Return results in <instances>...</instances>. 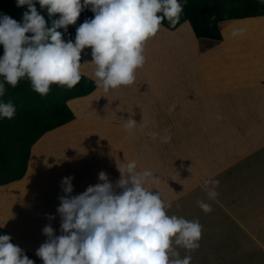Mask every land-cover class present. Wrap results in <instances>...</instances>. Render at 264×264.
Returning <instances> with one entry per match:
<instances>
[{
  "label": "crops",
  "instance_id": "1",
  "mask_svg": "<svg viewBox=\"0 0 264 264\" xmlns=\"http://www.w3.org/2000/svg\"><path fill=\"white\" fill-rule=\"evenodd\" d=\"M258 20L225 23V40L244 27L263 30L264 18ZM221 44L207 52L213 63L207 59L204 64V48L198 47L189 23L175 31L161 26L145 45L146 62L134 84L107 92L97 87L93 94L71 100L68 105L77 120L41 139L27 176L39 162V179H48L51 146L76 133L90 134L85 163L89 168H81L86 170L81 180L93 181L84 191L98 182L101 171L111 181L118 180L117 162L124 154L135 158L158 181L149 187L158 189L170 203L168 214L197 220L202 226L199 248L190 252L177 248L180 258L190 255L191 264H264V253L258 255L250 248L253 236L264 226L254 214L257 208L264 210V45L260 44L259 54L255 50L243 58L257 72L250 67L253 71L235 73L242 53L226 42ZM222 58L228 68L218 63ZM91 60L89 48L80 72L95 81ZM225 76L226 84L221 83ZM129 117L138 123L130 131L124 128ZM165 134L171 140L161 143ZM206 181L218 182L214 199L208 196ZM199 201L209 204L211 211L205 213ZM242 201L249 209L241 207Z\"/></svg>",
  "mask_w": 264,
  "mask_h": 264
},
{
  "label": "clouds",
  "instance_id": "2",
  "mask_svg": "<svg viewBox=\"0 0 264 264\" xmlns=\"http://www.w3.org/2000/svg\"><path fill=\"white\" fill-rule=\"evenodd\" d=\"M187 0H16L27 6L22 20L0 13V98L6 86L15 88L22 80L33 91L46 96L52 85L71 88L81 79V53L91 49L94 79L105 92L131 86L138 69L146 62L145 45L165 20L179 21ZM264 4V0H259ZM46 9L51 25L38 12ZM94 15L76 29L74 41L64 39L69 25H75L82 11ZM58 14V18L56 17ZM63 29V32L60 30ZM236 33H234L235 35ZM88 63V62H86ZM16 107L0 99V119H11ZM138 123L126 119L125 130ZM167 134L161 143L170 142ZM117 162L120 178L113 182L101 171L98 182L74 193V177H64L57 213L60 235L51 224L42 232L46 241L35 255L43 264H191L192 257L180 258L177 248H199L202 226L197 220L169 215L170 203L160 191L149 187L158 183L149 169H141L135 158ZM210 185L214 199L218 182ZM210 212V205L199 201ZM54 220L55 216H49ZM12 237L0 234V264H35Z\"/></svg>",
  "mask_w": 264,
  "mask_h": 264
},
{
  "label": "trees",
  "instance_id": "3",
  "mask_svg": "<svg viewBox=\"0 0 264 264\" xmlns=\"http://www.w3.org/2000/svg\"><path fill=\"white\" fill-rule=\"evenodd\" d=\"M181 2L183 3V0ZM36 7L50 26L51 19L47 10L41 9L39 4ZM26 10L27 6L17 7L16 0H0V13L7 14L17 21L22 20V14ZM93 15L89 9L82 11L77 23L68 26L64 39L74 41L77 27ZM54 18H58V14L52 19ZM258 18H264V4L259 3V0H187L176 25L171 26L165 20L161 26L175 31L189 23L198 40L210 42L209 48L203 47L204 51H210L222 45L221 43L228 44L222 28L225 23ZM60 31L63 32V29ZM88 49L81 53V63ZM0 55H3L2 46ZM96 89L95 81L84 75H81L80 81L71 88L52 85L46 96L33 91L27 80H22L15 88L6 86V93L0 99L5 102L11 101L16 107V113L11 119H0V188L26 178L33 151L41 139L77 120L68 103L74 99L87 97ZM0 234L10 235L8 230L2 227ZM11 242L23 249L35 264H43L39 257L26 250L13 238Z\"/></svg>",
  "mask_w": 264,
  "mask_h": 264
},
{
  "label": "rangeland",
  "instance_id": "4",
  "mask_svg": "<svg viewBox=\"0 0 264 264\" xmlns=\"http://www.w3.org/2000/svg\"><path fill=\"white\" fill-rule=\"evenodd\" d=\"M258 19L256 20L259 21ZM261 23L264 24V21ZM222 28L224 29V25ZM239 30L234 32L236 33L235 35L232 33L231 37L226 39L230 40L228 45H230V47L233 46L231 48H234L235 51L242 53L239 55L241 57L240 63H235V65L238 66V69L234 72L244 73V70L253 71V69L250 67H253L254 72H257L252 63L249 66L245 65L246 62H243V58L246 55H250L251 51L255 54L256 50L257 54H259L260 51L264 50V48L261 50L259 47L262 42L264 45V29L254 31L253 28L249 29L244 27ZM198 41V47L200 49L203 47L209 48L211 46L210 42L208 41ZM207 52L208 51L203 50L201 53L203 63L205 64L208 59V62L212 64L213 61L207 57ZM225 59L226 58H222L221 62L218 63L223 65L224 68H228V65L225 63ZM214 63L216 64L215 61ZM217 69L221 68L217 67ZM204 76L208 81H210L208 72H205ZM224 78L225 79H223L221 83L226 84V78H229L226 76ZM249 80L250 79L247 81ZM247 81H239V84L247 83ZM92 133L93 135L98 136L94 130H92ZM85 134L86 133L84 132L76 133V135L74 134L75 136L73 135L67 140H62L59 145L51 146L52 157L50 165L48 166L49 170L51 169V173H49L48 179H39L40 166L38 162V165L36 164L33 166L34 172L31 173L30 171V175L26 176L24 180L4 188H0V227L7 229L11 237L17 243L34 254L41 244H43L47 239V237L42 232V229L46 225L51 224V226L56 231V234L60 235L59 229L61 218L56 210L59 206L58 198L64 195V193L62 192L60 185L62 180L59 179H63L66 176H75L77 179L80 176L78 180H73V185H81V189L76 190L74 188L73 195L82 193L84 191V187H86L85 185H88L93 181L81 180L82 178L85 179L86 174V170H82L81 168H89V165L85 163L88 161V151L90 150L91 142L89 141L90 134ZM115 181L117 180H114V182ZM237 182L240 184L243 183L241 180H237ZM246 193L250 194L251 192ZM49 196L53 197L52 202L47 201ZM241 207L244 210L249 209V206L246 205L244 201L241 202ZM255 212L257 214H255ZM254 214L255 218L257 217V221L261 223V225H264V210L257 208L254 211ZM258 214H260V216H256ZM49 216H55V219L50 220ZM250 248H252L253 252H256L258 255H262V252L264 253V226L260 228L259 232H257L255 236H253Z\"/></svg>",
  "mask_w": 264,
  "mask_h": 264
}]
</instances>
